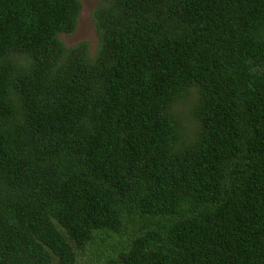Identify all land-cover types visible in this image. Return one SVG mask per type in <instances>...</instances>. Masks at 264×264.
Instances as JSON below:
<instances>
[{
	"label": "trees",
	"instance_id": "1",
	"mask_svg": "<svg viewBox=\"0 0 264 264\" xmlns=\"http://www.w3.org/2000/svg\"><path fill=\"white\" fill-rule=\"evenodd\" d=\"M80 12L0 0V264H264V0H100L93 58Z\"/></svg>",
	"mask_w": 264,
	"mask_h": 264
},
{
	"label": "rangeland",
	"instance_id": "2",
	"mask_svg": "<svg viewBox=\"0 0 264 264\" xmlns=\"http://www.w3.org/2000/svg\"><path fill=\"white\" fill-rule=\"evenodd\" d=\"M81 12L77 18L76 28L69 35L59 36L66 48H71L81 42L88 44V55L93 58L97 51L98 39L93 24V10L100 4V0H79ZM197 100V90L190 88L183 100L177 101L173 106L174 113L181 119L182 135L177 144L191 142L197 131V123L191 117L190 111ZM114 243V236L107 237L103 242H94L88 245L85 250H77V259L74 264H106ZM51 264H59L55 259Z\"/></svg>",
	"mask_w": 264,
	"mask_h": 264
}]
</instances>
